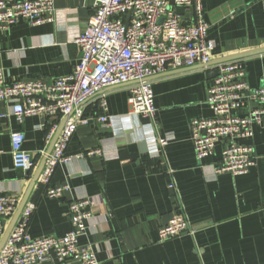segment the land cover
<instances>
[{
	"label": "crops",
	"instance_id": "obj_1",
	"mask_svg": "<svg viewBox=\"0 0 264 264\" xmlns=\"http://www.w3.org/2000/svg\"><path fill=\"white\" fill-rule=\"evenodd\" d=\"M55 20L39 26L20 20L0 37V66L10 79L51 81L70 74L81 51L75 42L91 14L86 0H55ZM209 37L216 42L214 60L264 48V0H203ZM182 9V8H181ZM184 20L193 9H183ZM248 80L264 85V53L242 58ZM207 68L170 69L154 77L155 119L134 113L125 85L107 89L112 125L96 120L80 124L57 167L54 184L71 187L60 198L46 196L39 178L29 201L35 205L29 231L33 237L62 236L72 228L69 203L91 197L88 233L101 264H264V130L248 142L256 148L249 173H217L221 147L214 156L197 158L192 122L209 117ZM8 111L0 103V112ZM89 116L101 114L98 102ZM48 119L11 118L0 132V193L21 200L34 175L53 150ZM26 135L25 148L35 158L31 171L16 169L8 129ZM162 139L168 141L161 146ZM100 149L101 153L84 155ZM41 175V174H40ZM178 212L190 228L159 239V230ZM15 216V215H14ZM13 217L0 220L8 231ZM43 264H60L47 261ZM69 264V263H67Z\"/></svg>",
	"mask_w": 264,
	"mask_h": 264
},
{
	"label": "built area",
	"instance_id": "obj_2",
	"mask_svg": "<svg viewBox=\"0 0 264 264\" xmlns=\"http://www.w3.org/2000/svg\"><path fill=\"white\" fill-rule=\"evenodd\" d=\"M91 14L75 42L81 57L73 71L51 81L10 79L0 66V103L8 111L0 112V132L11 118L23 121L39 117L51 121L50 141L63 124L53 150L45 155L46 163L39 181L49 198H60L70 189L68 183L54 184L57 167L68 163L67 148L80 124L96 120L112 125L108 113L107 89L125 85L134 113L155 119L154 77L170 69H218L208 88L209 117L192 122V140L197 158L214 156L221 147L215 172L234 176L249 173L256 163V148L248 142L256 128L264 130V85L253 86L248 80L242 59L211 66L216 42L209 37L203 0H86ZM193 9L184 20L179 9ZM55 0H0V37L20 20L39 26L55 20ZM97 101L101 114L89 116L87 107ZM47 120V121H48ZM8 129V128H7ZM11 153L16 169L31 171L34 155L25 148L26 135L8 129ZM167 140L160 144L165 146ZM101 153L100 149L84 155ZM21 199L0 193V220L13 217ZM94 199L86 197L69 203L72 228L62 236L33 237L29 231L35 205H25L8 239L2 246L6 228L0 227V264H101L91 244L79 239L88 233ZM190 228V220L178 212L159 230V239L179 236Z\"/></svg>",
	"mask_w": 264,
	"mask_h": 264
},
{
	"label": "water",
	"instance_id": "obj_3",
	"mask_svg": "<svg viewBox=\"0 0 264 264\" xmlns=\"http://www.w3.org/2000/svg\"><path fill=\"white\" fill-rule=\"evenodd\" d=\"M178 11H179V13H182L183 9H179ZM22 21H24V20H22ZM260 53H264V48L256 49L254 51H249V52H246V53H239V54H235V55H230V56H227V57H224V58H221V59H215L211 63H209V65L214 66V65H217V64L222 63V62L242 59L244 57L251 56V55H256V54H260ZM198 67H202V65H197V66L190 67V68H183V69H180V70L193 69V68H198ZM208 73H209L208 75L210 77H216L219 74V70L218 69L209 70ZM62 127H63V124H61V126L57 130L52 145L56 142ZM45 163H46V158L43 159V161H42V163H41V165H40V167L38 169V172L33 177V180L31 182V185H30L28 191L26 192V194L22 198V200H21V202L19 204V207H18V209H17V211L15 213V216L13 218V221H12V223H11V225H10V227H9L8 231L6 232V235H5L4 239H3L2 246L4 245L6 240L8 239V237H9L12 229L14 228L18 218L20 217L25 205L29 201V199L31 197V194H32V191H33V189H34V187H35V185L37 183V180H38V178H39V176H40V174H41V172H42V170H43V168L45 166Z\"/></svg>",
	"mask_w": 264,
	"mask_h": 264
}]
</instances>
